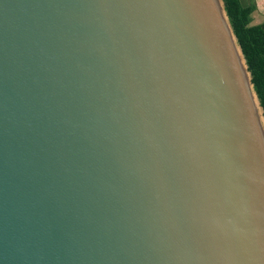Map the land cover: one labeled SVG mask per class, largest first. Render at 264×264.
I'll list each match as a JSON object with an SVG mask.
<instances>
[{"label": "water", "instance_id": "95a60500", "mask_svg": "<svg viewBox=\"0 0 264 264\" xmlns=\"http://www.w3.org/2000/svg\"><path fill=\"white\" fill-rule=\"evenodd\" d=\"M0 264H264L223 0H0Z\"/></svg>", "mask_w": 264, "mask_h": 264}, {"label": "trees", "instance_id": "16d2710c", "mask_svg": "<svg viewBox=\"0 0 264 264\" xmlns=\"http://www.w3.org/2000/svg\"><path fill=\"white\" fill-rule=\"evenodd\" d=\"M264 110V22L253 23L256 0H223Z\"/></svg>", "mask_w": 264, "mask_h": 264}, {"label": "crops", "instance_id": "0c3cea01", "mask_svg": "<svg viewBox=\"0 0 264 264\" xmlns=\"http://www.w3.org/2000/svg\"><path fill=\"white\" fill-rule=\"evenodd\" d=\"M256 4H257V9L253 13V20L256 16L260 18V21L255 22V24L263 23L264 22V0H256Z\"/></svg>", "mask_w": 264, "mask_h": 264}, {"label": "rangeland", "instance_id": "374dc122", "mask_svg": "<svg viewBox=\"0 0 264 264\" xmlns=\"http://www.w3.org/2000/svg\"><path fill=\"white\" fill-rule=\"evenodd\" d=\"M261 19H262V18H261ZM258 21H260V18H258V17L255 16V18H254V20H253V23L255 24V22H258Z\"/></svg>", "mask_w": 264, "mask_h": 264}]
</instances>
